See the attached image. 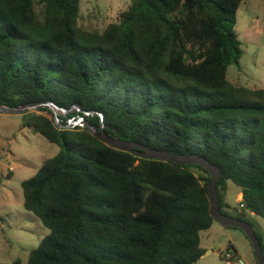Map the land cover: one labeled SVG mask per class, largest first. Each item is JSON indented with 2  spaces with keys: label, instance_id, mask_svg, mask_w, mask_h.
Returning a JSON list of instances; mask_svg holds the SVG:
<instances>
[{
  "label": "trees",
  "instance_id": "1",
  "mask_svg": "<svg viewBox=\"0 0 264 264\" xmlns=\"http://www.w3.org/2000/svg\"><path fill=\"white\" fill-rule=\"evenodd\" d=\"M242 2L132 0L99 33L79 27L80 0H39V12L35 0H0V106L67 112L59 123L48 107L22 113L60 148L22 182L24 209L50 231L28 264L200 260L201 232L216 221L210 175L142 157L145 149L216 165L221 212L230 215L231 181L243 210L264 219V89L227 79L242 57ZM78 118L90 127L69 124ZM91 128L132 147L107 145Z\"/></svg>",
  "mask_w": 264,
  "mask_h": 264
},
{
  "label": "rangeland",
  "instance_id": "2",
  "mask_svg": "<svg viewBox=\"0 0 264 264\" xmlns=\"http://www.w3.org/2000/svg\"><path fill=\"white\" fill-rule=\"evenodd\" d=\"M38 1L35 0L37 12L42 9ZM131 3L132 0H80L78 25L84 30L102 33L110 24L120 21L121 14L128 10ZM257 17L264 19V4L249 6L245 0L238 9L235 27L241 42L242 57L239 66L231 65L228 68L227 79L237 86L264 89V30L259 34L250 32L252 20ZM55 111L58 119L67 114L61 109ZM43 114L50 117L47 113ZM56 121L59 123L61 119ZM83 124H86L85 121H80L79 125ZM0 142V262L9 264L20 259L23 264H28L30 252L50 231L24 209L22 182L34 176L60 148L26 126L21 113H0ZM236 199H242L237 186L227 181V212L251 222L264 242V219L241 209ZM230 242L245 264H257L249 239L239 229L227 235L219 232L209 248L212 252L194 264H226L222 253Z\"/></svg>",
  "mask_w": 264,
  "mask_h": 264
},
{
  "label": "water",
  "instance_id": "3",
  "mask_svg": "<svg viewBox=\"0 0 264 264\" xmlns=\"http://www.w3.org/2000/svg\"><path fill=\"white\" fill-rule=\"evenodd\" d=\"M39 107L50 108L55 114V119L59 120L55 109H61V108H58L56 105L52 103L34 104V105H28V106H22L16 108L8 107V106H0V113L22 114L28 112L29 110H35ZM80 121H83V119L82 118H78L76 120L71 119L69 120V124L71 126L79 125ZM86 125L89 126L88 123ZM91 131L100 141L116 149L129 150L132 147V145L129 143H125L120 140L110 138L102 130L98 131L96 129L91 128ZM141 156L148 159L169 161L180 165L196 164L201 166L203 169H205L210 175V181L207 184V191L210 201L211 216L216 221H218L219 223H221L226 227H235L241 229L246 235V237L249 239L253 247L257 264H264V254L262 251L261 243L256 235L254 227L249 222L243 219H239L237 217H233L228 214H224L220 210V200L217 189V183L221 178V171L219 167L210 164L208 161H206L201 157L194 155H178V154H170L166 152H159L155 150L145 149V152L141 153Z\"/></svg>",
  "mask_w": 264,
  "mask_h": 264
},
{
  "label": "crops",
  "instance_id": "4",
  "mask_svg": "<svg viewBox=\"0 0 264 264\" xmlns=\"http://www.w3.org/2000/svg\"><path fill=\"white\" fill-rule=\"evenodd\" d=\"M244 1L245 0H243V2ZM246 1H248L249 6H253V5L261 6V4H264V3H262V2H264V0H246ZM243 2H242V4H243ZM252 23H253V25L250 28L251 33L259 34L264 30V19L261 20L260 17H257V18H254L252 20ZM237 190L240 193V195L242 196L239 187H237ZM236 201L238 203L239 199H236ZM228 206H229V204H228ZM226 210H229V207L226 208ZM250 214L253 215V213H250ZM232 230H234V229H229L226 226L219 223L218 221H215L209 229L202 231L201 232V244L200 245H201V248L204 249L205 252L200 259H203L207 254L212 252V250H209V248H211L213 246L212 243L214 241V238L219 232L227 235V234H230L232 232ZM204 241L206 244H204ZM229 247H231L232 249H234L238 253V251L236 250V248L234 247V245L231 242L229 243L228 246H226V249H228Z\"/></svg>",
  "mask_w": 264,
  "mask_h": 264
},
{
  "label": "built area",
  "instance_id": "5",
  "mask_svg": "<svg viewBox=\"0 0 264 264\" xmlns=\"http://www.w3.org/2000/svg\"><path fill=\"white\" fill-rule=\"evenodd\" d=\"M241 209H244V204L242 199L238 201ZM222 258L226 264H245L243 258L232 248L226 249L222 253Z\"/></svg>",
  "mask_w": 264,
  "mask_h": 264
},
{
  "label": "bare ground",
  "instance_id": "6",
  "mask_svg": "<svg viewBox=\"0 0 264 264\" xmlns=\"http://www.w3.org/2000/svg\"><path fill=\"white\" fill-rule=\"evenodd\" d=\"M242 197V196H241Z\"/></svg>",
  "mask_w": 264,
  "mask_h": 264
}]
</instances>
